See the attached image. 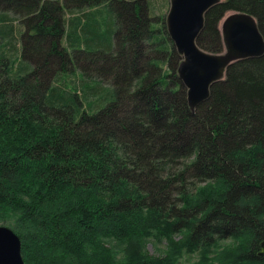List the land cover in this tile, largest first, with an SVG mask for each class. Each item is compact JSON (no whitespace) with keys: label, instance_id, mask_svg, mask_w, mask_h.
Listing matches in <instances>:
<instances>
[{"label":"trees","instance_id":"obj_1","mask_svg":"<svg viewBox=\"0 0 264 264\" xmlns=\"http://www.w3.org/2000/svg\"><path fill=\"white\" fill-rule=\"evenodd\" d=\"M148 11L0 0V226L24 264H264V53L227 67L191 110ZM228 11L250 15L264 43V0H223L199 49L219 52ZM148 239L166 252L134 248Z\"/></svg>","mask_w":264,"mask_h":264},{"label":"water","instance_id":"obj_2","mask_svg":"<svg viewBox=\"0 0 264 264\" xmlns=\"http://www.w3.org/2000/svg\"><path fill=\"white\" fill-rule=\"evenodd\" d=\"M220 0H169L164 25L168 39L180 61L176 76L185 90L186 104L194 109L208 98L209 88L223 80L225 70L233 63L260 57L264 43L255 20L242 12H225L216 22L220 50L207 53L199 49L195 40L203 28V16ZM263 253V244L260 245ZM0 264H24L20 256V242L8 228L0 226Z\"/></svg>","mask_w":264,"mask_h":264},{"label":"rangeland","instance_id":"obj_3","mask_svg":"<svg viewBox=\"0 0 264 264\" xmlns=\"http://www.w3.org/2000/svg\"><path fill=\"white\" fill-rule=\"evenodd\" d=\"M149 1H152V13H151V11H148V14L150 16H155V17L156 16H162L164 19L165 15L168 11L169 0H149ZM220 1H223V0H220ZM149 8H150V6H149ZM101 13H103V14L108 13V9L103 10ZM229 13H230L229 11L225 12V16H227ZM153 26H155V25H153ZM178 62H177V64H178ZM78 63L80 65L84 66V62L79 61ZM76 72H78V71H76ZM91 75H93V72L89 71V76H91ZM103 83H105V82H103ZM105 84L107 85V83H105ZM177 239L178 238L175 237L173 240L176 241ZM230 243L231 242H229V241L224 242V243H220L218 245L219 249H217V251L215 250L216 252H214L213 254L209 253L207 255V257L210 259H213L214 256H216L221 251L220 248L228 246V245H230ZM135 247L138 248L141 253H144L147 256L155 257V256H160V255H162V253L166 252L168 244L163 240L156 241L154 239H148V240H145V241L135 245L134 248ZM113 248H115V247H112L111 249H113ZM128 249H129L128 247H124L121 249V252H124V254H126L127 253L126 250H128ZM117 250H119V249L116 248V251ZM197 260H198L197 255H192V256L187 257L185 259L182 258L181 262L182 263H190V262H196Z\"/></svg>","mask_w":264,"mask_h":264}]
</instances>
